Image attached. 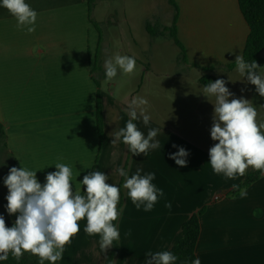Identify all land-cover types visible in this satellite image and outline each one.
<instances>
[{
  "label": "crops",
  "instance_id": "0c3cea01",
  "mask_svg": "<svg viewBox=\"0 0 264 264\" xmlns=\"http://www.w3.org/2000/svg\"><path fill=\"white\" fill-rule=\"evenodd\" d=\"M113 1L97 0L90 16L84 0H26L38 13L31 33L18 29L15 18L0 6V125L12 165L37 171L43 184L47 173L57 170L56 163L67 164L73 171V189L81 193L83 176L97 170L118 186L116 170L123 168L127 146L122 140L113 145L110 134L125 127L129 107L142 98L149 124L133 122L145 136L150 128L159 129L155 139L160 147L147 156L131 154L128 175L138 167L141 175L155 173L152 183L164 195L145 212L143 206L136 209L125 189L115 264H145L146 253L171 251L183 237L185 222L203 208L196 248L201 264H264V175L247 188L245 198H233L232 185L244 176L228 179L212 171L215 98L209 102L201 82L206 76L225 80L231 98L250 100L258 122H264V97L236 67L228 69L237 55H244L250 33L238 0H175L184 60L164 31L175 15L169 0L171 10L162 17L158 10L145 16L138 3L143 0H119V6ZM170 46L178 54L170 56ZM116 54L135 57L136 69L127 75L118 68L116 77L108 80L104 62ZM169 58L178 69L161 68V60ZM261 58L264 61V51ZM258 72L264 74V65ZM180 147L189 153L186 167L170 158ZM5 177L0 170V191ZM219 194L223 197L217 200ZM256 209L259 216L253 215ZM79 225L60 264H105L107 252L101 250L99 236L84 232L86 219Z\"/></svg>",
  "mask_w": 264,
  "mask_h": 264
},
{
  "label": "clouds",
  "instance_id": "9594fccd",
  "mask_svg": "<svg viewBox=\"0 0 264 264\" xmlns=\"http://www.w3.org/2000/svg\"><path fill=\"white\" fill-rule=\"evenodd\" d=\"M0 6L15 18L18 29H26L29 33L35 31L38 13L26 0H0ZM235 65L240 76L246 77L255 85L256 92L264 97V74L258 72L261 66L255 60L246 62L241 55L236 56ZM104 68L108 80L116 77L118 68L130 75L136 69V59L116 54L105 60ZM203 95L209 102L210 97L215 98V102H211L214 112L210 136L217 143L209 149L212 171L228 179L243 177L249 168L264 175V122H258V112L253 103L243 97L231 98L234 94L223 79L205 85ZM146 104L142 98L134 100L129 107L130 119L125 127L110 134L113 145L122 140L134 156H147L149 150L160 147L155 139L159 129L150 128L145 136L133 122L141 119L145 126L149 124L150 116L143 107ZM188 155L180 147L176 153L170 154V158L180 167H186ZM55 168L56 171L47 173L43 184L37 178V171L23 166L9 169L4 178L8 189L6 208L9 215H16V219L9 227L4 216L0 215V261L7 260L9 255L19 261L29 253L38 257L39 264H45V261L56 264L62 259L66 246L80 232L79 221L85 219L84 232L89 236H99L103 252L120 239L119 230L113 223L121 214L118 208L120 188L108 183L109 176L97 170L83 176L80 183L84 194H81L79 189H73L72 168L64 163H56ZM116 171L125 178L123 188L137 210L143 206L145 212L151 211L164 195L163 190L152 183L155 173L141 175L139 167L131 176L124 168ZM232 188L239 191L241 198L247 196L246 187L233 184ZM165 207L170 208L171 204L166 203ZM259 214L260 209L254 210L253 215ZM126 235H130V231ZM146 256L145 264H176L178 260L168 250L149 252ZM191 264H201V261L197 257Z\"/></svg>",
  "mask_w": 264,
  "mask_h": 264
},
{
  "label": "trees",
  "instance_id": "16d2710c",
  "mask_svg": "<svg viewBox=\"0 0 264 264\" xmlns=\"http://www.w3.org/2000/svg\"><path fill=\"white\" fill-rule=\"evenodd\" d=\"M84 1L87 3L89 7V15L91 16L97 0H84ZM238 2H239L240 10L248 24L250 31L243 58L246 62L249 63L252 60H255L261 67H263L264 61L261 58V54L264 51V0H238ZM169 4L174 8L175 15L172 26L170 28H165L164 31L170 34L171 39H173L176 46L181 50V54L184 60L185 51L183 46L178 41L177 33H176L178 19H179V8L175 0H169ZM148 32L150 35L156 36V32H154L150 28H148ZM97 67H98V61H97ZM235 67L236 66L233 65L230 66L228 69L232 70ZM201 82L205 86L210 82H214V78L206 76L201 80ZM97 122H98L100 143H102V138H103L102 111L99 102L97 106ZM5 141H6V134L3 129V126L0 125V142L5 143ZM131 154L132 153L128 150L127 147V153L123 168L128 173H129ZM260 177H261V173L259 171H248L247 174L244 175L243 181L238 185H240L241 187L249 188L251 185L257 182L260 179ZM124 180L125 178L120 176V180L118 184V187L120 188V201L118 208L121 210V213L125 205V189L123 188ZM81 194H84V191ZM238 195H239V191L233 189L229 193L230 197H236ZM0 200H2V197H0ZM205 211L206 208H203L196 214L192 215L189 218V220L185 222V224L183 225V237L179 240L177 245L171 249V252L174 255H176L178 259H184L188 262V264H191V261L197 258L196 248L201 233V217L203 216ZM120 218H121V214L118 220L113 222L117 226V228L119 225ZM13 223L14 221L9 222L8 226L11 227ZM119 252H120V243L118 240L113 243V246L109 250H107L105 264H115ZM37 263L38 262L36 256H33L29 253H25L19 261H17L11 255H9V258L7 260L0 261V264H37Z\"/></svg>",
  "mask_w": 264,
  "mask_h": 264
},
{
  "label": "rangeland",
  "instance_id": "374dc122",
  "mask_svg": "<svg viewBox=\"0 0 264 264\" xmlns=\"http://www.w3.org/2000/svg\"><path fill=\"white\" fill-rule=\"evenodd\" d=\"M138 3L143 4L144 8H145V13L144 15L146 16L147 12H159V14L162 15L169 12L170 6L168 5L167 0H143V1H139ZM121 3L119 2V0L113 1V5L119 6ZM162 41V39H161ZM169 55L173 56V54H178V50L175 47L170 46L168 49ZM172 68L173 70L178 69L177 66L173 65L172 63V59H163L161 60V68ZM176 71H173V73H175ZM13 167L12 162L10 160V158L7 156V151L5 150V146L3 142H0V170L3 172L4 175H8L9 173V169ZM0 193L4 194L5 196H7L8 194V189L5 186V189L3 188L2 191H0ZM0 197H2L0 195ZM7 200L2 197V200H0V215H3L6 221V224L8 226L9 222L15 221L16 219V215H9L7 212ZM63 255V254H62ZM37 258V264H39V259ZM60 261H57L56 264H60ZM45 264H50V262L45 261Z\"/></svg>",
  "mask_w": 264,
  "mask_h": 264
},
{
  "label": "built area",
  "instance_id": "2783aa9c",
  "mask_svg": "<svg viewBox=\"0 0 264 264\" xmlns=\"http://www.w3.org/2000/svg\"><path fill=\"white\" fill-rule=\"evenodd\" d=\"M223 196L221 195V194H219V195H217L216 196V199L218 200V199H220V198H222Z\"/></svg>",
  "mask_w": 264,
  "mask_h": 264
}]
</instances>
